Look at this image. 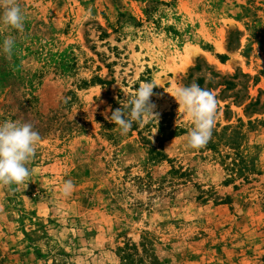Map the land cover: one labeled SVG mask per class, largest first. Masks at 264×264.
<instances>
[{"label":"rangeland","instance_id":"rangeland-1","mask_svg":"<svg viewBox=\"0 0 264 264\" xmlns=\"http://www.w3.org/2000/svg\"><path fill=\"white\" fill-rule=\"evenodd\" d=\"M17 2L0 123L41 140L0 183V264H264V0ZM152 81L156 119L122 134L105 115ZM192 83L217 99L201 149L172 96Z\"/></svg>","mask_w":264,"mask_h":264},{"label":"clouds","instance_id":"clouds-1","mask_svg":"<svg viewBox=\"0 0 264 264\" xmlns=\"http://www.w3.org/2000/svg\"><path fill=\"white\" fill-rule=\"evenodd\" d=\"M0 23L13 29L23 31L25 14L17 0H0ZM15 44L14 38H5L0 50L11 54ZM159 84L146 82L141 84L128 100L127 104L105 115L122 134H127L134 122H142L148 117L155 118L156 105L151 101L153 89ZM179 105L182 116L187 115L193 127L188 132V146L192 149L203 148L212 138L217 112L215 93L202 88L197 83L181 86L172 95ZM127 109L128 111H125ZM41 140L40 133L34 130L30 122L5 121L0 123V183L4 185L24 184L31 175L29 162L35 156L36 146ZM73 183L66 180L63 185L65 195L71 193Z\"/></svg>","mask_w":264,"mask_h":264},{"label":"trees","instance_id":"trees-1","mask_svg":"<svg viewBox=\"0 0 264 264\" xmlns=\"http://www.w3.org/2000/svg\"><path fill=\"white\" fill-rule=\"evenodd\" d=\"M160 132L162 133L161 134L162 135V140H163L164 137L168 138V137H170V136H172L174 134V131H171L170 133L166 134L165 129H164L163 126L160 127ZM152 152H154L156 154V156H161L162 158L166 156L162 151H160V150H158L156 148H152ZM244 161H245L244 158H242L240 156V162H244ZM234 164H236V162H234ZM173 170L177 171L176 169H173ZM184 173L185 172H182V174H184ZM196 198L199 199V198H202V196L200 195V196H197Z\"/></svg>","mask_w":264,"mask_h":264}]
</instances>
